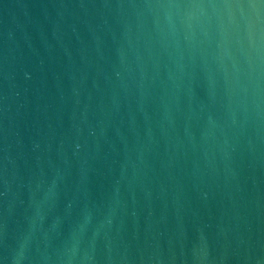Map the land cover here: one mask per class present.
Instances as JSON below:
<instances>
[{
  "label": "water",
  "instance_id": "95a60500",
  "mask_svg": "<svg viewBox=\"0 0 264 264\" xmlns=\"http://www.w3.org/2000/svg\"><path fill=\"white\" fill-rule=\"evenodd\" d=\"M0 264H264V0H0Z\"/></svg>",
  "mask_w": 264,
  "mask_h": 264
}]
</instances>
